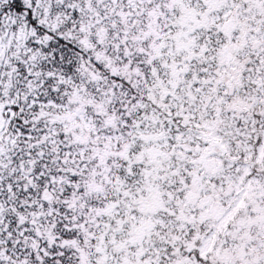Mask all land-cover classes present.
<instances>
[{"label":"snow or ice","instance_id":"1","mask_svg":"<svg viewBox=\"0 0 264 264\" xmlns=\"http://www.w3.org/2000/svg\"><path fill=\"white\" fill-rule=\"evenodd\" d=\"M0 264H264V0H0Z\"/></svg>","mask_w":264,"mask_h":264}]
</instances>
